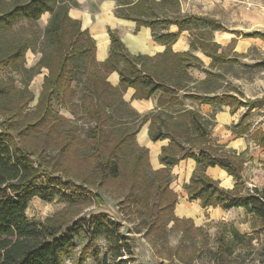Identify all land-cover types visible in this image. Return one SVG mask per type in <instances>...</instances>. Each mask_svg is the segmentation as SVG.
Instances as JSON below:
<instances>
[{
	"label": "trees",
	"instance_id": "obj_1",
	"mask_svg": "<svg viewBox=\"0 0 264 264\" xmlns=\"http://www.w3.org/2000/svg\"><path fill=\"white\" fill-rule=\"evenodd\" d=\"M116 2V16L134 20L137 27L140 25L150 27L153 38L167 44L161 57L170 64L172 75L176 71L177 62H181V57L184 74L186 68L193 67L199 60L192 52L173 53L170 44L175 41L177 35L169 32L157 34L155 29L174 24L179 31L192 28L217 30V21L206 16L173 17L172 15L179 13V0H116ZM76 5L75 0H14L8 9H0V33L12 29L23 20L28 23L35 22L43 13H49L43 36L48 51L42 54L35 66L26 68L23 65V54L29 46L18 36L11 38L5 50L6 54L0 55L2 64L10 65L13 70L27 75L23 89L5 85L0 88V98L7 99V102H4L7 106L4 107L2 104L0 108V117L15 114L18 109L16 93L19 96L23 94V98L27 91L29 100L32 98V94L26 90V85L40 67H46L49 72L43 77L41 84L36 108L40 110L41 115L37 121L46 125L52 116L59 119L53 108L54 99L62 106L67 103L70 107L78 106L79 104H74L69 99L74 93L71 86L73 76L80 68L78 60L84 58L82 71L86 73V77L82 85L79 106L86 120L94 123L93 144L105 143V147L101 143L103 150L100 147L101 150L97 151L98 161L96 160L95 165L97 175L102 180L120 176V168L132 160L133 164L129 166L139 169L140 176L152 177L149 184L157 187V194L166 196V200L171 196L170 203H165L163 207L172 209L177 196L169 187L172 181L171 168L180 160L191 158L195 161L196 167L188 182L184 184L187 200H199L202 208L220 207L223 210L241 208L255 229L253 234L248 235L241 233L233 223H223L226 229L220 240L222 239L224 243V249L218 239L217 253L222 258L232 254L235 248H251L255 233L264 231V185L250 188L242 179L241 173L247 150L237 153L225 144L216 142L210 133L212 122L196 110L186 108L177 112L170 110L172 105L182 104L178 99L176 86L174 84L169 86V83L154 76L152 70L142 64L143 61L149 62L154 58L130 54L114 30H108L110 37L108 57L102 62L96 61L94 40L86 30L81 29L79 20L71 18L68 14L69 8ZM155 5L162 8L160 13L154 10ZM246 36L258 37L264 42L262 32L254 31ZM218 47L209 38H202L198 44L191 42V49H200L211 57V67L224 54L223 51L217 53ZM257 65L264 67V62ZM113 71L119 75L117 86H112L107 80ZM204 71L207 78L214 75L211 70ZM128 87L135 90L132 97L138 99L149 98L155 92H160L157 99L159 109L140 116L122 99V94ZM188 91L190 92L185 94L187 98L213 106L227 105L231 112L241 106L249 109L253 105L264 104V95L242 101L240 95L231 93L209 95L205 92L206 94L202 95L198 91H195L197 93L191 89ZM67 93L69 98L65 100ZM6 120L0 119V264H61L74 236L84 227L91 239L103 237L110 244L111 253H105L96 264H129L128 260L120 258L122 255L119 247L114 248L122 240L119 225L105 215L80 218L65 230L52 218L39 221L27 216L28 203L34 197L44 202L58 200L74 203L86 199V193L79 191L71 179L45 167L34 153L20 143L18 137L12 133V125L6 124ZM147 120L152 141L168 139L167 145L161 148L159 154V161L163 167L156 170H152L148 162L147 149L140 147L135 141L139 125ZM250 127L249 122L241 119L230 129L237 136H242L249 132ZM252 139L264 153V132H260L258 137ZM138 162H142L143 165ZM208 166L223 169L234 180L233 187L223 188L218 181L207 176L205 169ZM171 220L193 223L192 219H178L174 215H171ZM262 245L264 246V236Z\"/></svg>",
	"mask_w": 264,
	"mask_h": 264
},
{
	"label": "rangeland",
	"instance_id": "obj_2",
	"mask_svg": "<svg viewBox=\"0 0 264 264\" xmlns=\"http://www.w3.org/2000/svg\"><path fill=\"white\" fill-rule=\"evenodd\" d=\"M13 1L0 0V9H8ZM113 1L116 4V0ZM153 7L157 13L162 10L158 5ZM178 8V15H172L173 17L196 15L217 21V30H189L190 41L198 44L201 38H213V34H217V41L223 42L217 52L223 51L224 54L210 69L214 75L208 76V80L197 81L195 88L217 94L235 93L243 100L246 97L264 95V67L257 65L264 62V42L246 36L254 31L264 33V0H179ZM48 18L49 13L45 12L35 22L23 20L12 29L1 32L0 55L6 54L11 38L18 36L29 46L23 54V65L26 68L35 66L42 54L48 51L43 37ZM229 36L231 40L226 43ZM84 62V58L78 60L80 68L73 76L71 86L74 93L69 99L79 105L86 77V73L82 71ZM204 68H209V65L191 68L192 76L204 75ZM48 72L46 67L37 69V73L26 85L32 98L29 100L27 91L23 98V94L19 96L16 93L18 109L15 114H5L0 119L7 118L6 124L12 125V133L20 143L34 153L45 167L71 179L79 191L86 193V199L66 203L58 200L44 202L34 197L26 209L29 218L39 221L52 218L65 230L80 218L105 215L119 225L122 240L114 248L119 247L122 255L120 258H125L129 264H264V231L255 233L251 248H235L232 254L222 258L217 253L218 239L224 249V243L220 240L226 229L223 223H233L241 233L253 234L255 229L242 209L224 210L227 212L221 218L214 217L211 210H206L200 220H195L196 223L193 220V223L172 221L171 215L177 217L173 211L176 201L172 209L163 207L165 203H170L171 196L166 200V196L157 194V187L149 184L152 177L140 176L139 169L129 166L133 164L132 160L126 163V167L120 168V176L102 180L96 173L95 165L98 161L97 151L101 150L100 147L103 150L102 144L105 147V143L93 144L94 123L86 120L79 105L70 107L67 103L62 106L54 99L52 104L59 119L52 116L46 125L37 121L41 115L40 110H36L38 97L43 77ZM26 79L25 73L17 72L0 61V88L5 85L23 89ZM68 98L69 93L64 99ZM6 100L0 98V108L2 104L7 106L4 103ZM240 114L246 123H252L246 138H255L260 132H264V105H253L250 110L243 107ZM258 162L264 163L263 160ZM139 163L143 165L142 162ZM258 168L259 175L264 176V167ZM172 179V191L181 194V180L173 176ZM184 206L179 203L176 212L197 215V208L185 209ZM109 247L108 240L103 237L91 239L84 227L74 236L61 264H96L105 253H111Z\"/></svg>",
	"mask_w": 264,
	"mask_h": 264
},
{
	"label": "crops",
	"instance_id": "obj_3",
	"mask_svg": "<svg viewBox=\"0 0 264 264\" xmlns=\"http://www.w3.org/2000/svg\"><path fill=\"white\" fill-rule=\"evenodd\" d=\"M77 2L76 6L69 8L68 14L71 18L79 20L81 24V29L86 30L90 37L95 42V52L94 57L98 62L104 61L109 54L110 46V37L108 30H114L119 36L121 42L124 44L127 51L132 55H143L146 57L154 58L152 61H143L142 64L148 66L152 70V74L158 77L160 80L165 81L166 83L174 84L177 90L178 99L182 104H174L170 108L174 112L186 109L196 110L201 116L206 119H209L212 124L210 127L211 137L218 143H223L227 147L235 150L237 153L246 151L245 153V163L241 173L242 179L244 180L247 187L252 188L253 186H263L264 185V176L259 175V166L264 167V163H259V160L264 161V153L260 146L256 145L252 138H246V135L237 136L232 132L231 124H236L238 121H241L240 109L243 108L237 107L233 112L230 111V107L227 105L213 106L209 103H201L196 100L185 97V94H188L189 89L194 90L192 92L202 93L205 95L204 91L197 90L194 84L199 80H208L206 77L205 69L210 70L211 67V57L203 53L200 49H191V42L189 37V30L179 31L178 27L174 24L168 25L166 27L160 26L155 29L157 34L160 33H173L177 37L170 46L173 53L183 54L187 52H192V54L199 60L196 65H202L209 68H204L203 74L200 76H192L191 68H183V58L181 57V62H177L176 71L174 75L171 73L169 63L166 62V59L161 57L164 53L167 44L161 41H157L152 36L151 28L145 25H140L137 27L136 22L131 19H125L115 15V9L117 7V2L113 0H75ZM114 9V12H113ZM232 37V33H230ZM229 36V37H230ZM225 40L228 43L231 40L230 38ZM260 39L258 37H250ZM208 39V38H207ZM211 39V42L216 43L221 48L223 42L217 41V34ZM202 40V38H201ZM261 40V39H260ZM224 41V42H225ZM195 43V42H194ZM196 44V43H195ZM220 53V52H217ZM159 56V57H157ZM157 57V58H156ZM180 70V71H179ZM214 73V72H213ZM191 77V79H190ZM170 78V80H165ZM108 82L112 86H117L119 82V75L116 71L111 72L107 77ZM194 87V88H192ZM135 90L132 87H128L122 94V99L129 104V106L140 116L151 114L152 112L157 111L158 104L157 99L160 92H155L149 98H133ZM209 95L217 94V92L206 91ZM222 94V93H221ZM218 94V95H221ZM238 95L235 93H231ZM263 96V95H262ZM259 97H246L245 100H251ZM240 99L243 100L241 97ZM264 105V104H263ZM260 106V105H257ZM251 108H249L250 110ZM212 116V118H211ZM248 123V122H247ZM250 130L252 128V123ZM149 120L142 122L135 134V141L140 147H144L148 152V161L152 169H159L163 167V164L159 161V154L161 148L168 143V139H158L152 141L149 137ZM249 130V131H250ZM195 161L191 158H186L180 160L171 168V175L177 180H181L180 187L181 194L176 192L177 200L174 206V214L177 217L189 218L194 222L195 220H200L201 215L205 214V211L211 210V214L214 217H222L225 215V212L219 207H207L202 208L199 200L188 201L186 191L184 189V184L188 182L193 170L195 169ZM264 171V168L262 169ZM205 174L211 179L219 182V185L223 188L230 189L234 185V180L230 175H228L223 169L218 166H208L205 169ZM173 180V179H172ZM170 186V184H169ZM171 189H173L170 186ZM181 203L185 205L184 208H197L198 213L196 216H190L187 214H179L176 212V209ZM234 209V208H232ZM230 209V210H232ZM241 209V208H240ZM196 223V222H195Z\"/></svg>",
	"mask_w": 264,
	"mask_h": 264
}]
</instances>
